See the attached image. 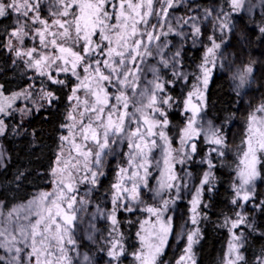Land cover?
Instances as JSON below:
<instances>
[{
	"label": "snow or ice",
	"instance_id": "obj_1",
	"mask_svg": "<svg viewBox=\"0 0 264 264\" xmlns=\"http://www.w3.org/2000/svg\"><path fill=\"white\" fill-rule=\"evenodd\" d=\"M257 7L264 14V0L212 7L195 0H0V23L10 20L0 31V53L26 81L15 90L0 83V138L26 135L30 118L63 103L46 186L9 199L27 180L18 169L12 187L0 191V264H99L81 253L85 241L98 244L104 264L127 256L132 264H170L164 257L175 211L189 194L180 233L186 244L175 264H197L200 224L209 219L205 195L216 192L217 170L225 167L231 215L218 225L229 235L222 264H247L249 236L264 237L257 222L264 218L257 183L264 182V97L249 102L231 165L225 125L235 112L217 124L208 108L218 74L228 76L238 104L255 82L257 61L237 65L227 50L233 37L249 42L244 18L251 21ZM258 31L264 43V22ZM189 44L200 55L186 66ZM10 159L0 147V175ZM193 164L201 166L198 177ZM255 264H264V250Z\"/></svg>",
	"mask_w": 264,
	"mask_h": 264
},
{
	"label": "trees",
	"instance_id": "obj_2",
	"mask_svg": "<svg viewBox=\"0 0 264 264\" xmlns=\"http://www.w3.org/2000/svg\"><path fill=\"white\" fill-rule=\"evenodd\" d=\"M220 0H195V3L201 7H212L213 4H219ZM185 11L181 8L176 14L180 15ZM254 21V22H252ZM264 22V14L262 10L257 7L254 10L252 20L250 21L247 16L244 18V24H247L251 32L249 33L250 40L246 44H240L237 42V38L233 37L232 47L229 48L230 52L240 58L243 63H248L250 60L257 61L255 65V82L252 84L250 90H246V95L243 96V103H237V96L233 91V84L228 79L227 75L220 76L219 74L215 78L214 82L209 86V108L208 118L213 119L217 124L222 123L228 116L235 112L234 121L225 125L226 129H230L229 145L230 151L228 153V159L226 164L231 165L234 161L235 147L239 145L241 134L244 127V118L250 110L249 102L253 105L258 104L261 98L264 97V43H261L260 33L258 31V25ZM10 20L5 19L3 23H0V31H2ZM242 28V25L237 26V32ZM200 52L194 48H191L189 44V51L186 54V66L191 64L193 58L198 60ZM20 67H14L11 65L10 57L6 53H0V83H4L10 90H15L18 85H22L26 81L20 78ZM259 89V91H257ZM239 107V111L235 109ZM59 110L49 109L47 112L36 114L28 122L25 127L27 128V134L21 136H14L11 132L7 138H0L2 148L5 149L10 155L9 168L6 175H0V191H5L9 185V181L12 180L14 173L19 170H25L27 174V180L24 182V187L19 191L8 192L7 196L11 199L13 196L17 200L21 198H27L37 187L46 186L44 183V174L50 164L53 156V149L55 147V140L58 130V122L60 113L63 111V103H59ZM47 117V118H45ZM175 123V121H174ZM33 130L35 136L32 135ZM199 159V157H197ZM115 167V160L111 161L110 168H106L108 175L104 178V185L110 182L112 178L111 169ZM196 177L199 176L201 166L193 164L191 166ZM218 183L216 185V192L214 194H206L205 202L210 204L208 209H204L208 213L209 219L202 221L200 227L203 232V239L198 245L195 246L196 261L197 264H218L223 256L224 248L227 244L229 235L226 228L219 227L218 225L223 222L224 215H231V205L228 203L230 199V168L225 167L217 170ZM194 183H198V179L194 180ZM259 187L258 191L261 193V198H264V182H257ZM103 192V188L100 189ZM99 195V194H97ZM190 199V194L185 196L182 201L178 202L175 211V224L176 232L170 238V245L167 248V255L164 260L170 261V264H175L185 246V238L180 236L181 225L184 224L187 219V201ZM264 227V218H260L257 221ZM97 227L101 230L103 235H106L104 229L106 224L104 221L97 222ZM190 225L188 224V228ZM135 229H131L133 235L129 236L128 245L129 251L134 250ZM185 232L187 229L184 230ZM126 234L129 232L125 228ZM100 235V233H99ZM98 236V234H97ZM177 237H180L179 239ZM100 236L97 237V240ZM86 247L80 249L81 253L87 252L89 255H93L95 259L99 261V264H104L106 259L102 254L98 253V244L85 241ZM264 250V237L249 236L246 241L244 255L247 264H255L256 257ZM123 264H131V261L127 259L123 260Z\"/></svg>",
	"mask_w": 264,
	"mask_h": 264
},
{
	"label": "rangeland",
	"instance_id": "obj_3",
	"mask_svg": "<svg viewBox=\"0 0 264 264\" xmlns=\"http://www.w3.org/2000/svg\"><path fill=\"white\" fill-rule=\"evenodd\" d=\"M253 2L255 3V2H257V0H253ZM230 54H232L231 52H230V49H228L227 50ZM235 57V59H236V63H237V65H240L241 66V64L243 63V61L240 59V58H238L237 56H234ZM253 105V104H252ZM253 106H255V105H253ZM0 147H2V145H1V143H0ZM236 150H237V147H235V149H234V151H232V154L234 155V160H235V156H236ZM169 214H173V213H169ZM98 223H99V221H97ZM189 225H190V227L189 228H191V227H193L190 223H189ZM100 235H99V233H98V236L97 237H99ZM171 238V237H170ZM229 239V238H228ZM90 242V241H89ZM228 242V241H227ZM185 244H186V239H185ZM185 247V246H184ZM226 250H227V244H226V246H225V248H224V253H223V256H222V258H221V260H220V262L218 263V264H222V260H223V257H224V254H225V252H226ZM194 251H195V248H194ZM183 253V250H182V252H181V254ZM180 254V255H181ZM74 255V254H73ZM179 255V256H180ZM179 258V257H178ZM127 259V262H128V260H130L131 261V264H132V258H131V256H127V257H125V258H123V260H126Z\"/></svg>",
	"mask_w": 264,
	"mask_h": 264
}]
</instances>
